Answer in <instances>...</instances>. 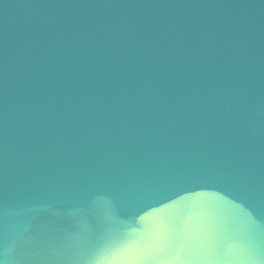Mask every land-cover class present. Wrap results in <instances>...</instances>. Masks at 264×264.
<instances>
[{
  "label": "water",
  "instance_id": "obj_1",
  "mask_svg": "<svg viewBox=\"0 0 264 264\" xmlns=\"http://www.w3.org/2000/svg\"><path fill=\"white\" fill-rule=\"evenodd\" d=\"M2 264H264V0H0Z\"/></svg>",
  "mask_w": 264,
  "mask_h": 264
},
{
  "label": "snow or ice",
  "instance_id": "obj_2",
  "mask_svg": "<svg viewBox=\"0 0 264 264\" xmlns=\"http://www.w3.org/2000/svg\"><path fill=\"white\" fill-rule=\"evenodd\" d=\"M0 264H2V261H0Z\"/></svg>",
  "mask_w": 264,
  "mask_h": 264
}]
</instances>
